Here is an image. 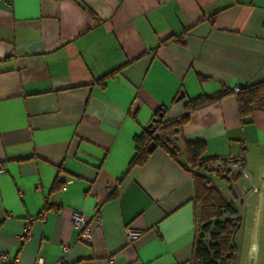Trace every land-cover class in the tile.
<instances>
[{
    "label": "crops",
    "instance_id": "obj_1",
    "mask_svg": "<svg viewBox=\"0 0 264 264\" xmlns=\"http://www.w3.org/2000/svg\"><path fill=\"white\" fill-rule=\"evenodd\" d=\"M261 81L264 0H0V264H190L188 141L209 160L244 153L257 191L242 196L237 264H264V108L241 118L231 94L168 126L187 100ZM159 118L175 158L156 147L132 163Z\"/></svg>",
    "mask_w": 264,
    "mask_h": 264
},
{
    "label": "trees",
    "instance_id": "obj_2",
    "mask_svg": "<svg viewBox=\"0 0 264 264\" xmlns=\"http://www.w3.org/2000/svg\"><path fill=\"white\" fill-rule=\"evenodd\" d=\"M231 94H233L231 89H222L210 95H200L187 100L184 106V116L179 121L171 122L168 126L182 124L192 111ZM233 95L236 97L239 116L244 118L254 109L264 108V81L252 85L240 84L239 91ZM165 128L167 126L160 122V118L154 119V123L149 129L134 137L136 152L132 163L143 165L156 147H161L175 158L176 151L170 148V143L163 137ZM150 145L152 149H149ZM205 147L203 141L184 142L185 162L183 165L194 168L197 164L209 160L210 158L203 157ZM192 180L194 200L198 206V211H196L198 235L193 244L190 264L234 263V255L237 253L235 239L240 227V218H237L239 211L236 204L232 200L223 198L214 185L207 186L206 175L192 172Z\"/></svg>",
    "mask_w": 264,
    "mask_h": 264
},
{
    "label": "built area",
    "instance_id": "obj_3",
    "mask_svg": "<svg viewBox=\"0 0 264 264\" xmlns=\"http://www.w3.org/2000/svg\"><path fill=\"white\" fill-rule=\"evenodd\" d=\"M5 5L9 6L8 2H5ZM232 93H237L239 91V86H234L231 88ZM245 164L244 153H241L238 156H228L219 158L216 160H207L197 164L194 168H192V172H197L204 175H209L213 177H219L225 179L230 182L231 190H234V196L242 197L244 195V188L246 184L250 186L252 192L257 191V188L252 185L250 182V178L248 174L244 171L243 165ZM1 171V169H0ZM239 178H243L244 182L243 187L241 188L237 185L236 181ZM33 222L32 218H28L24 220L22 224V229L19 234H17L18 239L21 242H26L31 239L30 227ZM72 226L78 231L77 239L83 243H90L92 240V231L89 217L80 212H73L71 216ZM126 240L128 243L135 240L140 234L137 231H133L130 229H126ZM64 250L67 249V246H64ZM114 261L110 259V263L112 264ZM34 264H44L43 260L37 258L34 261ZM58 264H68L65 263L64 258L60 257L58 260Z\"/></svg>",
    "mask_w": 264,
    "mask_h": 264
},
{
    "label": "rangeland",
    "instance_id": "obj_4",
    "mask_svg": "<svg viewBox=\"0 0 264 264\" xmlns=\"http://www.w3.org/2000/svg\"><path fill=\"white\" fill-rule=\"evenodd\" d=\"M207 177V183L210 184V186L214 185L215 189L217 191H219L220 195L223 198H228L229 196L231 197H235L234 198V203L236 204L239 214L237 215V218H240V227L239 230L236 234V239H235V244L237 246V253L234 255V263L231 264H237L238 261V250H239V246H240V238H241V230H242V222H243V207H245L246 205L244 204V200L242 199V197H236L234 196V194H231V184L229 181L219 178V177H213V176H209L206 175ZM206 183V184H207ZM237 185H239L241 188L243 187V183L244 179L240 178L239 180L236 181ZM245 189V188H244ZM242 259V255L240 254V261Z\"/></svg>",
    "mask_w": 264,
    "mask_h": 264
},
{
    "label": "water",
    "instance_id": "obj_5",
    "mask_svg": "<svg viewBox=\"0 0 264 264\" xmlns=\"http://www.w3.org/2000/svg\"><path fill=\"white\" fill-rule=\"evenodd\" d=\"M177 98H179V96L177 97ZM151 126V123L150 124H148V128ZM151 131V130H150ZM151 145H152V143H151ZM151 145L149 146V149H152V147H151ZM153 146V145H152Z\"/></svg>",
    "mask_w": 264,
    "mask_h": 264
},
{
    "label": "bare ground",
    "instance_id": "obj_6",
    "mask_svg": "<svg viewBox=\"0 0 264 264\" xmlns=\"http://www.w3.org/2000/svg\"><path fill=\"white\" fill-rule=\"evenodd\" d=\"M252 243H253V241H252Z\"/></svg>",
    "mask_w": 264,
    "mask_h": 264
}]
</instances>
